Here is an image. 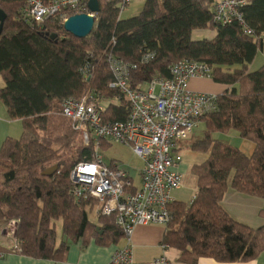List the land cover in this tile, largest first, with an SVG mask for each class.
Returning a JSON list of instances; mask_svg holds the SVG:
<instances>
[{
	"label": "trees",
	"instance_id": "trees-1",
	"mask_svg": "<svg viewBox=\"0 0 264 264\" xmlns=\"http://www.w3.org/2000/svg\"><path fill=\"white\" fill-rule=\"evenodd\" d=\"M97 1L93 29L79 39L64 30L60 15L31 25L20 19L24 0H0L5 15L0 101L8 118L22 126L18 139L6 138L0 147V232L11 221L17 224L14 245L0 247V253L59 262L72 243L93 240L106 247L124 238L112 216L90 220L95 201L71 193L69 173L77 163L92 160L94 146L82 143L61 104L87 96L100 106L104 121H124L129 106L111 87L109 60L127 66L132 89L169 78L171 65L188 60L205 63L211 80L226 89L217 95V110L200 119L203 138L189 146L206 155L190 170L196 193L190 202L168 205L161 245L176 250L184 264L200 258L219 263L256 259L264 251V226L252 229L234 221L221 202L228 188L264 200V64L248 70L264 48V0H249L240 8L252 36L237 22L216 23L215 0H145L129 18L121 17L119 0ZM83 14H89L87 4ZM74 15L65 13L66 18ZM196 30L215 36L194 40ZM230 131L253 144L250 156L212 138ZM53 167L51 176L42 175Z\"/></svg>",
	"mask_w": 264,
	"mask_h": 264
},
{
	"label": "built area",
	"instance_id": "built-area-1",
	"mask_svg": "<svg viewBox=\"0 0 264 264\" xmlns=\"http://www.w3.org/2000/svg\"><path fill=\"white\" fill-rule=\"evenodd\" d=\"M20 19L39 25L49 17L65 13L83 14L89 0H24ZM249 0H215L214 21L220 24L237 22L246 35L253 32L246 27L240 8ZM129 0H119L120 15ZM65 17V18H64ZM264 44V35L260 39ZM116 88L129 106L124 121L106 122L100 106L90 97L67 98L61 113L80 133L82 143L93 144L90 162L77 163L69 173L72 195L76 199L95 201L98 215L112 216L115 225L129 240L137 226L156 224L166 227L168 205L173 193L182 188L183 176L174 170L173 149L177 142L186 140L200 119L217 110V95L197 93L189 88L192 80H211V69L202 62L182 60L169 67V78H155L131 88L129 69L123 63L109 60ZM101 144H119L130 148L142 161L140 184L133 189L128 173L118 163L105 164ZM133 189V190H132ZM16 222L4 228V237L14 245ZM161 254L149 264H172L169 248L161 245ZM4 253H0V258ZM108 264H133L129 243L117 248Z\"/></svg>",
	"mask_w": 264,
	"mask_h": 264
},
{
	"label": "crops",
	"instance_id": "crops-1",
	"mask_svg": "<svg viewBox=\"0 0 264 264\" xmlns=\"http://www.w3.org/2000/svg\"><path fill=\"white\" fill-rule=\"evenodd\" d=\"M145 0H129L125 11L123 13H131L130 16L122 18H129L133 13H139L142 9ZM215 33L212 31L196 30L192 34L194 40L212 39ZM264 64V48L258 52L250 64L248 70L255 71ZM3 86V82L0 79V88ZM189 88L193 92L197 93H211L215 95L221 94L226 88L214 83L212 80H192L189 83ZM22 132V126L20 120H11L8 118L6 109L0 101V147L6 138L18 139ZM175 145L173 149V158L176 161L174 170L183 176L191 174L190 170L193 165L181 164L179 148ZM108 147V145H106ZM254 148V147H253ZM253 148H251L253 151ZM197 154L196 152H194ZM250 153V152H249ZM194 159H199L194 155ZM111 163H117L112 161ZM202 163V162H201ZM195 165V164H194ZM143 168V166H142ZM141 168V170H142ZM138 175V184H135L133 177L128 171H126L132 181L133 189L137 188L140 184V172ZM189 174V175H188ZM195 178V177H194ZM194 184L196 185V179ZM184 184L182 183V188ZM181 188V189H182ZM196 189H194V195ZM193 195V197H194ZM191 198V200L193 199ZM175 200V199H174ZM190 200V201H191ZM189 201V202H190ZM95 219L98 216V209L95 206ZM222 209L236 222L246 225L252 229H257L264 226V200L244 195L228 188L221 202ZM59 225V223H58ZM165 231V227L149 224L144 226L135 227L132 236L129 240L123 238L117 244L102 247L97 245L91 240L87 245H83L81 241L72 243L69 245L66 257L64 260L56 262L50 260L33 259L29 257L20 256L14 253L4 254V257L0 258V264H108L114 251L122 246L130 244L132 248L133 264H149L153 259L161 254V240ZM61 237L59 238V240ZM11 242H9L3 234V230L0 232V247L3 249H10ZM168 257L172 264H184L179 261V253L176 250L170 249L167 252ZM196 264H264V251H262L258 257L252 261L246 263H219L213 259L200 258Z\"/></svg>",
	"mask_w": 264,
	"mask_h": 264
},
{
	"label": "rangeland",
	"instance_id": "rangeland-1",
	"mask_svg": "<svg viewBox=\"0 0 264 264\" xmlns=\"http://www.w3.org/2000/svg\"><path fill=\"white\" fill-rule=\"evenodd\" d=\"M130 14L125 12L122 16L127 17L130 16ZM204 132V125L200 121L186 140L177 142V147L179 148L177 152L179 153L181 164H187L190 166L194 164H200L206 159V155L200 153L195 154L189 149V146L191 144L203 138ZM212 138L219 142L228 144L232 147L239 148V150L247 156L251 155L250 150H252L251 148H253V144L249 141L241 139L238 133L235 131H230L227 134L214 133L212 134ZM100 154L102 155L105 164L109 165L112 161L117 162L118 166L130 173V175L134 179L135 184H138V175L143 164L142 161L133 154L130 148L119 144H111L106 149H101ZM194 155L199 159H194ZM192 181H195L193 175L186 176L183 179V188L174 192L173 198L177 201L189 202L194 195V189H196V185ZM95 208L96 207H94L92 211L88 214L91 220L95 219ZM56 232L59 239L61 237V232L58 224L56 225Z\"/></svg>",
	"mask_w": 264,
	"mask_h": 264
},
{
	"label": "water",
	"instance_id": "water-1",
	"mask_svg": "<svg viewBox=\"0 0 264 264\" xmlns=\"http://www.w3.org/2000/svg\"><path fill=\"white\" fill-rule=\"evenodd\" d=\"M88 10L89 14H79L69 17L64 23V30L71 34L72 36L84 39L86 38L92 31L95 15L99 12V3L97 0H89L88 1ZM5 20V15L2 11H0V34L2 31V26ZM56 167H53L49 170H46L42 173L43 176H51L55 171Z\"/></svg>",
	"mask_w": 264,
	"mask_h": 264
}]
</instances>
